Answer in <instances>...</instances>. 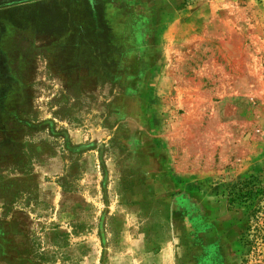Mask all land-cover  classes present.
<instances>
[{
    "label": "rangeland",
    "instance_id": "374dc122",
    "mask_svg": "<svg viewBox=\"0 0 264 264\" xmlns=\"http://www.w3.org/2000/svg\"><path fill=\"white\" fill-rule=\"evenodd\" d=\"M22 1L0 0L28 72L0 52V264H264L231 205L264 189V0Z\"/></svg>",
    "mask_w": 264,
    "mask_h": 264
},
{
    "label": "flooded vegetation",
    "instance_id": "af4514ba",
    "mask_svg": "<svg viewBox=\"0 0 264 264\" xmlns=\"http://www.w3.org/2000/svg\"><path fill=\"white\" fill-rule=\"evenodd\" d=\"M28 1V2H27ZM39 1H46V0H23L22 1V3L20 2V3H15V4H13L14 6H28V5H30V4H36V3H38ZM48 1V0H47ZM88 1V3L90 2V0H87ZM26 2V3H25ZM96 2H98V1H96ZM13 5L12 6H10V7H13ZM50 36H57V35H51V34H49ZM58 37V36H57ZM59 39H60V37H58ZM62 42H64V39L63 40H57V39H55L54 40V43L52 44L54 47H56L57 48V46H59V47H61V43ZM100 47V46H99ZM58 49V48H57ZM59 50V54H61V52H60V48L58 49ZM0 52L2 53V55H3V58H4V60H5V65H3V73L4 74H2V75H6L5 77L6 78H8L11 82H12V80H16V81H18L19 79H22V81H23V79L25 78H27L28 79V76H27V73H25V71H22V69H20V72L19 71H16V73H14V74H11L10 75V73H8L9 71L8 70H5L7 67H8V63H9V55H7V54H5L4 52H2L1 51V49H0ZM23 58V57H22ZM25 58H26V56H25ZM65 56H61L60 57V60L61 61H63V60H65ZM23 60V59H22ZM24 61H25V59H24ZM62 63V62H61ZM99 63H100V65H99V67H102L103 69H105L106 67L104 66V64L106 63V64H108L109 62L108 61H106V62H103L102 60L101 61H99ZM78 64L79 63H77V64H75V66H73V71H67V70H65L63 73V76H64V78L66 79V80H71V79H74V78H81V77H83V76H77L76 77V75H75V73H76V71L78 72L79 70H77V68H78ZM49 66H50V64H48ZM17 68H21V67H17ZM58 68L59 69H61V66L59 65L58 66ZM62 72H60V73H58V76H62V74H61ZM91 72L89 71V81H91V80H93V77L91 76V74H90ZM60 74V75H59ZM63 78V77H62ZM62 78L60 79V80H62ZM70 82V81H69ZM33 82H31V84H30V82L29 81H27V82H23V83H21L20 85H21V92H31L32 91V89H35V85L34 84H32ZM72 84H74V83H72ZM100 85H102V83L100 84ZM11 87V89H12V91L11 92H13V88H12V86H10ZM87 88L88 87H86V90H87ZM66 89L67 90H71V91H74L73 89H71V88H69L68 89V87H66ZM22 105H24V103H21V106ZM27 109L26 108H23V110L21 111V112H23V111H26ZM19 113H20V111H19ZM9 124H7V125H5V127L7 128V129H11V127L10 126H8ZM22 129H21V132L22 133H25V132H27V130L25 131V128H24V125L22 124V127H21ZM12 130V129H11ZM13 132L14 131H12V132H10V131H8L7 132V134H6V137H5V139L6 140H11V139H13L14 138V136H13ZM19 132V131H18ZM17 134V133H16ZM19 134V133H18ZM20 138V137H19ZM22 139H23V137H22ZM21 141H23V140H21ZM24 142V141H23ZM7 144H8V142H7ZM9 145V144H8ZM22 146L24 145V143L23 144H21ZM22 146H16L18 149L16 150V148H15V150L17 151V153L15 152V150H14V146H7V148L9 149L10 147V149H11V152H10V155L7 157V161H9V162H11V161H14V160H16V163H13L12 164V167H14V165H16V166H18V168H20L19 166L20 165H23V163H25V157H24V153L22 152L21 154H18V152L20 151V150H22L23 151V148H22ZM21 148V149H20ZM16 154H15V153Z\"/></svg>",
    "mask_w": 264,
    "mask_h": 264
},
{
    "label": "trees",
    "instance_id": "16d2710c",
    "mask_svg": "<svg viewBox=\"0 0 264 264\" xmlns=\"http://www.w3.org/2000/svg\"><path fill=\"white\" fill-rule=\"evenodd\" d=\"M260 182L258 177L251 176L231 190V205L237 203L246 209L249 229L264 225V189L260 188Z\"/></svg>",
    "mask_w": 264,
    "mask_h": 264
}]
</instances>
